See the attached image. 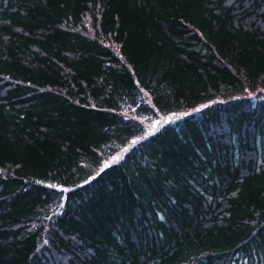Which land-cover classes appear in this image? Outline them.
I'll return each mask as SVG.
<instances>
[{"label": "trees", "instance_id": "16d2710c", "mask_svg": "<svg viewBox=\"0 0 264 264\" xmlns=\"http://www.w3.org/2000/svg\"><path fill=\"white\" fill-rule=\"evenodd\" d=\"M0 264H264V0H0Z\"/></svg>", "mask_w": 264, "mask_h": 264}, {"label": "rangeland", "instance_id": "374dc122", "mask_svg": "<svg viewBox=\"0 0 264 264\" xmlns=\"http://www.w3.org/2000/svg\"><path fill=\"white\" fill-rule=\"evenodd\" d=\"M188 112L189 111L184 110V111H178V112H171V113H168L166 115H160L158 120L155 121L153 124L152 123L151 124H147L146 133L154 131L160 123H162L164 121H168V120H172V119L178 118L180 116H183V115L187 114ZM136 138H139V137H136ZM136 138H134V139H136ZM124 149L125 148H123L120 151L116 152L112 156L106 158L105 161H104V164H108V163H110V162H112L114 160H117L120 157V155L122 154V152L124 151Z\"/></svg>", "mask_w": 264, "mask_h": 264}]
</instances>
